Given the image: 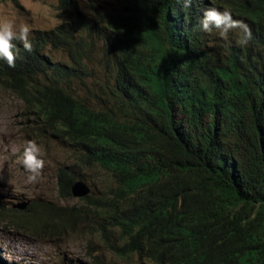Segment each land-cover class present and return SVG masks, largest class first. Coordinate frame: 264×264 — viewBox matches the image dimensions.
Wrapping results in <instances>:
<instances>
[{
  "label": "trees",
  "instance_id": "trees-1",
  "mask_svg": "<svg viewBox=\"0 0 264 264\" xmlns=\"http://www.w3.org/2000/svg\"><path fill=\"white\" fill-rule=\"evenodd\" d=\"M69 1L58 0L61 9ZM115 1V16L100 5L96 21L77 15L33 32L31 52L16 42L15 67L0 59V79L33 112L38 131L98 171H60L61 198L72 197L77 178L92 192L79 206L58 208L57 220L80 221L125 264L134 257L137 264H264V100L241 80L223 82L205 61L203 82L185 80L181 44L189 29L177 24L181 12L170 15V0ZM207 6L264 27V0ZM103 37L118 53L97 47ZM101 172L109 181L97 193Z\"/></svg>",
  "mask_w": 264,
  "mask_h": 264
},
{
  "label": "rangeland",
  "instance_id": "rangeland-1",
  "mask_svg": "<svg viewBox=\"0 0 264 264\" xmlns=\"http://www.w3.org/2000/svg\"><path fill=\"white\" fill-rule=\"evenodd\" d=\"M72 1L75 8L63 10L58 0H0V17L27 23L32 31L51 30L73 18L75 12H84L89 0ZM111 8L112 0H103V9ZM90 68L95 77L101 76L96 63ZM34 118L0 79V264H125L98 247L96 239L84 233L80 221L63 225L57 220L58 208L80 205L79 198L62 199L58 195L57 169L70 167L74 159L51 136L38 133ZM29 141L38 145L40 158L45 161L36 184L26 183L27 173L21 162ZM72 170L89 177L98 173L89 166ZM105 176L102 172L96 175L97 193L108 185L109 177ZM31 204L38 209L37 214L28 209ZM89 247L94 258L88 255ZM137 263L134 257L132 264Z\"/></svg>",
  "mask_w": 264,
  "mask_h": 264
},
{
  "label": "clouds",
  "instance_id": "clouds-1",
  "mask_svg": "<svg viewBox=\"0 0 264 264\" xmlns=\"http://www.w3.org/2000/svg\"><path fill=\"white\" fill-rule=\"evenodd\" d=\"M198 1H200V4ZM69 2L70 5L63 8V10L75 8L73 1L70 0ZM203 2L204 0H170V15L172 18L177 19L178 15L174 16V11L178 14L181 12L182 20L177 24L184 30L186 26L189 29V38H185V41L181 44V58L184 59L185 69L183 72L185 73V80L189 75L190 77H194L196 81L203 82L204 80L200 61H205L211 69H213L212 66L217 69L218 77L223 82H226V75L228 80L232 79V81L237 84L241 80L243 83L250 85L248 90L254 97L258 96V98L264 100V27H262L258 22L244 16H240L230 9L209 6L203 7ZM112 4L113 9H103L104 16H109L110 14L115 16V14L118 13L119 8L117 2L112 0ZM100 5H103V0L99 2L89 0L86 4L84 12H75L73 18L77 15H84L86 20L91 19L96 21L97 14L102 11V7H100ZM104 28H109V23H107ZM36 31L50 30L32 31L31 26L27 23H17L15 19L9 18L8 16L0 17V59L5 60L9 67H15L17 59L15 51L16 42L23 44L24 49L31 52L32 45L30 37L31 34ZM101 40H103V42ZM97 47H103V52L107 56H112L115 53H118L115 46L104 37L99 40ZM61 56L63 55L58 53L54 54L55 59L62 60L66 64L70 62L67 57ZM4 84L7 88H9L5 81ZM33 123L36 127L35 119ZM38 133L43 136H51L59 146L69 150L73 155L74 160L70 167H60L57 169V185L60 171L65 170L71 172L73 171V167H76L79 170H81L83 166L90 167L88 164H79L77 161V155L74 154L71 148H69L64 141L47 133H40L39 131ZM21 162L25 172L27 173L26 183H38L43 174L45 161L40 158V148L34 141L28 142L24 149ZM79 180L80 179L77 178L71 182L70 192L72 184ZM81 181L84 182L83 180ZM84 183L91 189L86 182ZM84 233L90 238L96 239V245L114 258L103 245V241L100 236H97L95 233H88L85 228ZM93 252L94 251L90 250L89 247L88 255H91L92 258L96 256ZM117 260L120 262L119 259Z\"/></svg>",
  "mask_w": 264,
  "mask_h": 264
},
{
  "label": "water",
  "instance_id": "water-1",
  "mask_svg": "<svg viewBox=\"0 0 264 264\" xmlns=\"http://www.w3.org/2000/svg\"><path fill=\"white\" fill-rule=\"evenodd\" d=\"M72 196L75 198H83L91 193V189L81 180L76 181L71 186ZM17 209H21L22 207L17 206Z\"/></svg>",
  "mask_w": 264,
  "mask_h": 264
}]
</instances>
